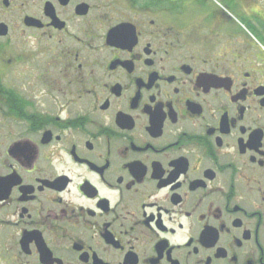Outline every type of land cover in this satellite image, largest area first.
I'll return each mask as SVG.
<instances>
[{"label": "flooded vegetation", "instance_id": "1", "mask_svg": "<svg viewBox=\"0 0 264 264\" xmlns=\"http://www.w3.org/2000/svg\"><path fill=\"white\" fill-rule=\"evenodd\" d=\"M0 264H264V0H0Z\"/></svg>", "mask_w": 264, "mask_h": 264}]
</instances>
